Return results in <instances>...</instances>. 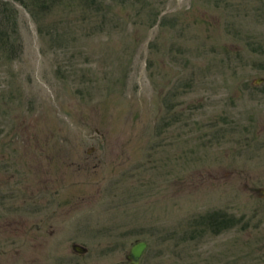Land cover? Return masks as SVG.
I'll return each mask as SVG.
<instances>
[{
    "label": "rangeland",
    "instance_id": "374dc122",
    "mask_svg": "<svg viewBox=\"0 0 264 264\" xmlns=\"http://www.w3.org/2000/svg\"><path fill=\"white\" fill-rule=\"evenodd\" d=\"M4 30L0 264H264V0H0Z\"/></svg>",
    "mask_w": 264,
    "mask_h": 264
},
{
    "label": "water",
    "instance_id": "95a60500",
    "mask_svg": "<svg viewBox=\"0 0 264 264\" xmlns=\"http://www.w3.org/2000/svg\"><path fill=\"white\" fill-rule=\"evenodd\" d=\"M258 83L262 82V79H257L256 80ZM131 250L127 256L128 260H129V264H140L141 259H142V255L144 253V251L147 249V242L146 241H141V242H137L134 245L131 246ZM72 249L74 250L75 253H79V254H86L88 252V249L85 248L83 245L81 244H74L72 246Z\"/></svg>",
    "mask_w": 264,
    "mask_h": 264
},
{
    "label": "trees",
    "instance_id": "16d2710c",
    "mask_svg": "<svg viewBox=\"0 0 264 264\" xmlns=\"http://www.w3.org/2000/svg\"><path fill=\"white\" fill-rule=\"evenodd\" d=\"M9 40L10 39L8 38V34H7L6 30H4L3 33H1V31H0V43H2L3 45L7 46L9 42H12V41H9Z\"/></svg>",
    "mask_w": 264,
    "mask_h": 264
},
{
    "label": "flooded vegetation",
    "instance_id": "af4514ba",
    "mask_svg": "<svg viewBox=\"0 0 264 264\" xmlns=\"http://www.w3.org/2000/svg\"><path fill=\"white\" fill-rule=\"evenodd\" d=\"M74 245V244H73ZM77 254V253H76ZM79 254V253H78ZM129 261V260H128ZM128 264H129V262H128Z\"/></svg>",
    "mask_w": 264,
    "mask_h": 264
}]
</instances>
